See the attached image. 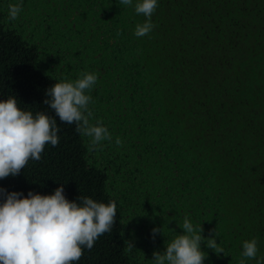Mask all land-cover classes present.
Listing matches in <instances>:
<instances>
[{
    "label": "trees",
    "instance_id": "16d2710c",
    "mask_svg": "<svg viewBox=\"0 0 264 264\" xmlns=\"http://www.w3.org/2000/svg\"><path fill=\"white\" fill-rule=\"evenodd\" d=\"M157 3L154 29L136 37L145 17L120 0H0V101L14 96L61 129L57 147L0 188L26 198L63 186L70 202L115 200L111 233L76 264H153V252L184 234L186 214L205 238L216 228L224 249L201 244L204 264H239L253 238L264 257V0ZM83 71L98 73L91 123L112 136L91 152L90 138L43 103L48 88Z\"/></svg>",
    "mask_w": 264,
    "mask_h": 264
},
{
    "label": "clouds",
    "instance_id": "9594fccd",
    "mask_svg": "<svg viewBox=\"0 0 264 264\" xmlns=\"http://www.w3.org/2000/svg\"><path fill=\"white\" fill-rule=\"evenodd\" d=\"M126 6L134 7L137 15L145 21L135 25L134 35L144 37L154 29L152 16L158 7L157 0H120ZM22 11V4L8 5V19L16 20ZM98 80V73L83 71L73 80L62 78L48 88L43 103L55 112L65 124H75V132L90 138L88 151L102 150V141H111L112 136L103 121L91 123L93 103L90 94ZM55 118L44 112L22 110L17 99L9 96L0 101V180L18 176L29 160L39 162L46 145L57 147L60 142ZM115 143L122 146L117 137ZM23 193L0 188V264H76L83 256V250H91L100 236L111 233L117 215L115 200L98 202L90 197H78L79 203L69 201L63 186L52 195L35 194L32 191L22 198ZM182 235H176L166 242L164 252H153V264H204L207 254L201 244L217 255L224 249L216 241L215 229L209 230V237L201 235L204 229L194 225L186 214ZM162 228L151 230L153 241ZM258 240L242 242V258L256 259L264 264V257L257 259ZM134 244L125 241L124 252L131 253Z\"/></svg>",
    "mask_w": 264,
    "mask_h": 264
},
{
    "label": "rangeland",
    "instance_id": "374dc122",
    "mask_svg": "<svg viewBox=\"0 0 264 264\" xmlns=\"http://www.w3.org/2000/svg\"><path fill=\"white\" fill-rule=\"evenodd\" d=\"M125 152H128V150H127V151H125ZM130 157H131V156H129V159H130Z\"/></svg>",
    "mask_w": 264,
    "mask_h": 264
}]
</instances>
